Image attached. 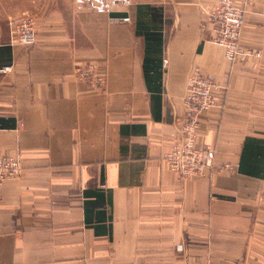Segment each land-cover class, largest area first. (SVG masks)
<instances>
[{"label": "crops", "instance_id": "crops-1", "mask_svg": "<svg viewBox=\"0 0 264 264\" xmlns=\"http://www.w3.org/2000/svg\"><path fill=\"white\" fill-rule=\"evenodd\" d=\"M124 1L0 0V155L21 165L0 264H264V0L234 62L210 41L215 0ZM22 12L32 46L11 41ZM193 69L221 87L196 130L210 168L181 180L165 155Z\"/></svg>", "mask_w": 264, "mask_h": 264}, {"label": "built area", "instance_id": "built-area-1", "mask_svg": "<svg viewBox=\"0 0 264 264\" xmlns=\"http://www.w3.org/2000/svg\"><path fill=\"white\" fill-rule=\"evenodd\" d=\"M124 3L129 4V1L126 0ZM247 3L248 0H242V5L239 6L235 0H215L211 8L205 12L206 22L212 27L214 33L210 41L224 49L225 56L230 62L253 55L239 44ZM8 28L13 43L23 46H32L36 43L34 14L22 12L9 18ZM9 70L10 67L2 69L4 72ZM91 71L92 67L75 69L78 79L89 78ZM96 81L102 84L104 78L98 76ZM220 87L221 85L215 80L204 76L197 69H193L188 75L186 93L183 98L185 115L181 134L174 141L170 152L165 155L171 172L181 180L203 176L205 169L210 168L213 150L209 147L196 148V130L200 116L213 107L214 91ZM20 174L21 165L18 157L0 155V185L5 180L18 178ZM177 249L180 250L181 246Z\"/></svg>", "mask_w": 264, "mask_h": 264}, {"label": "trees", "instance_id": "trees-1", "mask_svg": "<svg viewBox=\"0 0 264 264\" xmlns=\"http://www.w3.org/2000/svg\"><path fill=\"white\" fill-rule=\"evenodd\" d=\"M152 39H155V38H152Z\"/></svg>", "mask_w": 264, "mask_h": 264}]
</instances>
